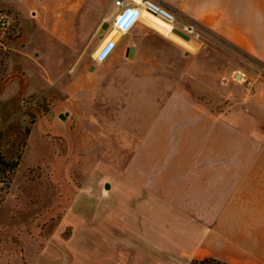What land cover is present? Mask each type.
Returning a JSON list of instances; mask_svg holds the SVG:
<instances>
[{"label": "rangeland", "instance_id": "374dc122", "mask_svg": "<svg viewBox=\"0 0 264 264\" xmlns=\"http://www.w3.org/2000/svg\"><path fill=\"white\" fill-rule=\"evenodd\" d=\"M113 10L112 0H0V16L9 22L0 29V153L16 163L11 171L0 163V264H70L74 218L81 210L95 218L94 197L101 199L106 183L113 200L122 201L121 190L133 183L128 163L142 154L145 133L161 121L165 128L174 115L160 111L172 82L161 81L158 95L148 91L160 81L158 70L187 58L184 85L212 111L249 95L256 83L264 86V65L219 35L195 25L199 36L190 43L157 31L148 18L142 23L150 29L149 47H159L149 49L158 63L149 67L155 82L133 75L127 48L136 33L119 32ZM113 31L114 42L96 57ZM95 226L82 232L95 233Z\"/></svg>", "mask_w": 264, "mask_h": 264}, {"label": "crops", "instance_id": "0c3cea01", "mask_svg": "<svg viewBox=\"0 0 264 264\" xmlns=\"http://www.w3.org/2000/svg\"><path fill=\"white\" fill-rule=\"evenodd\" d=\"M158 1L264 65V0ZM132 29L136 34L129 38L127 54L132 46L133 75L154 81L149 67L158 63L149 49L159 47H149L150 29L142 19ZM163 49L162 55L167 54ZM157 59L168 63L167 56ZM186 59L180 58L171 71L158 70L159 83L150 84L149 93L158 95L161 81L172 82L160 111L174 115L165 128L161 121L145 133L143 151L137 152L142 154L128 163L133 183L121 190L122 201L113 200V187L106 183L101 199L94 197L95 218L82 210L74 218L66 245L70 264H191L203 258L264 264V86L256 83L249 95L212 111L194 101L184 85ZM233 76L241 78L238 83L244 80L240 71ZM167 145H175V151ZM147 146L157 151L145 152ZM84 206L80 201V209ZM91 224L95 233L82 232Z\"/></svg>", "mask_w": 264, "mask_h": 264}, {"label": "built area", "instance_id": "2783aa9c", "mask_svg": "<svg viewBox=\"0 0 264 264\" xmlns=\"http://www.w3.org/2000/svg\"><path fill=\"white\" fill-rule=\"evenodd\" d=\"M112 6L114 8L113 14L121 17L117 25V30L119 32H128L138 20L148 18L147 15H153L167 23L169 26V33L175 36L179 35L172 32L173 28H177L187 34L190 41L197 39L199 36V32L194 24L180 19L171 9L158 0H112ZM143 14H146V16H143ZM8 24L9 22L6 16L1 15L0 29L7 28Z\"/></svg>", "mask_w": 264, "mask_h": 264}, {"label": "bare ground", "instance_id": "6f19581e", "mask_svg": "<svg viewBox=\"0 0 264 264\" xmlns=\"http://www.w3.org/2000/svg\"><path fill=\"white\" fill-rule=\"evenodd\" d=\"M143 16H146V14H143ZM150 25L156 29L157 31L163 33V34H169V26L167 23H165L162 19L158 18L157 16H153V15H147ZM121 20V17H118V21H117V25L119 24ZM116 32H111L108 33L104 39L102 40V42L100 43V45L98 46V49L96 50V54L95 56L98 57L99 55H101V53L103 51H107L111 44L114 42L115 40V34ZM119 33V32H118ZM173 38L178 37L180 40H184L182 38H180L179 36H175V35H171Z\"/></svg>", "mask_w": 264, "mask_h": 264}, {"label": "trees", "instance_id": "16d2710c", "mask_svg": "<svg viewBox=\"0 0 264 264\" xmlns=\"http://www.w3.org/2000/svg\"><path fill=\"white\" fill-rule=\"evenodd\" d=\"M0 163L4 165L5 170L11 171L15 166V162H9L3 158V156L0 153ZM191 264H225L223 262H220L214 258H203V259H195L192 261Z\"/></svg>", "mask_w": 264, "mask_h": 264}, {"label": "water", "instance_id": "95a60500", "mask_svg": "<svg viewBox=\"0 0 264 264\" xmlns=\"http://www.w3.org/2000/svg\"><path fill=\"white\" fill-rule=\"evenodd\" d=\"M107 25H108V24H107L106 22H103V23L101 24V27H100L99 32L101 33V32L104 30V28L107 27ZM172 32L176 33L177 35H179L180 37L184 38L185 40H189V36H188L187 34H185L184 32L178 30L177 28H173V29H172ZM132 52H133V47L131 46V47L129 48V56H132ZM59 116H60V118H63V117H64L63 114H60Z\"/></svg>", "mask_w": 264, "mask_h": 264}]
</instances>
